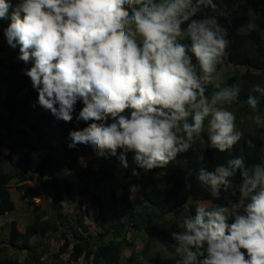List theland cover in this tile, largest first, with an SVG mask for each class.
<instances>
[{"label":"clouds","instance_id":"obj_1","mask_svg":"<svg viewBox=\"0 0 264 264\" xmlns=\"http://www.w3.org/2000/svg\"><path fill=\"white\" fill-rule=\"evenodd\" d=\"M216 7L214 0H0L7 22L0 31L27 65L21 72L36 91L31 106L86 126L69 131L68 151L84 148L123 169L132 152L136 175L166 168L202 132L219 152L244 135L226 107L241 89L214 83L230 43L217 16L203 14ZM251 90L264 94L260 83ZM259 102L247 96L264 128ZM196 179L210 198L233 182L239 195L227 205L198 203L175 222L174 264H264V163L230 156L199 167Z\"/></svg>","mask_w":264,"mask_h":264},{"label":"trees","instance_id":"obj_2","mask_svg":"<svg viewBox=\"0 0 264 264\" xmlns=\"http://www.w3.org/2000/svg\"><path fill=\"white\" fill-rule=\"evenodd\" d=\"M214 2L217 7L205 9L203 14L217 16L227 29L230 42L223 65L229 64L231 71L222 77L220 85H236L241 89L238 99L227 106L238 112L235 120L239 123L240 117L253 113L246 104L247 96L251 94L260 98L257 112L264 115V94L251 90L256 83L264 86V0ZM6 23L0 21V29ZM2 42L3 34L0 31V75L7 74L8 82L0 101V264H174L178 254L173 248L165 251L152 247L153 241L165 239L175 224L166 220L165 210L174 208L189 214L198 203H211L209 207L227 205L239 195L236 182H233L228 191L221 192L219 198H210V194L197 181L196 170L201 166L211 169L235 155L244 158L248 164L264 163L262 128H257V133L243 132L241 141L230 152L210 149L207 141L198 146L201 144L198 140L195 145L193 142L188 152L179 154L166 168L152 169L155 172L151 181L153 187L147 191L142 186L150 177V171L137 169V174H132L131 169L135 167L132 152L126 154L129 168L123 169L114 158L110 162L93 157L90 150L84 148L68 151L69 131H81L86 126L81 124L77 127L75 116L73 122L65 123L55 120L39 106L33 108L31 105L35 101L36 91L31 87L30 79L21 72V68L27 65L16 61V50H5ZM221 66H217L214 75ZM214 90L210 84L206 94L210 95ZM76 107L79 111L80 105ZM5 113L8 118L4 121L1 114ZM19 123H24L26 127ZM8 130L19 133L20 141L17 142ZM49 132L52 136L47 138ZM203 133L206 139V131ZM6 147L15 154H3ZM83 157H87L85 163ZM6 158L10 159L9 170H5L3 164ZM66 171L79 175L85 185L77 182L72 187L64 178ZM117 172L126 180L122 200L114 198L113 188L108 195L93 189L97 185L109 184ZM12 180L15 181L13 184ZM127 184L140 187L142 202L136 204L130 199ZM11 189L18 191L21 198L34 195L36 190L40 193L35 196L36 199L47 200L49 196L45 190L53 191V195L45 205L36 204L35 198L26 200L30 207L29 221L20 228L16 220L8 221L3 217L15 209ZM91 189L90 199L93 202H82V192L90 193ZM71 190L77 195L74 199L83 203L84 213L64 222L65 217L61 213L65 203L62 201L65 200V193ZM107 196L112 202L108 215L104 202ZM118 203L123 206H117ZM94 204L98 213L88 221L84 214ZM134 231L144 234L145 246L140 253L123 260L121 254L125 244H128L127 235ZM169 241L172 245L173 241Z\"/></svg>","mask_w":264,"mask_h":264},{"label":"rangeland","instance_id":"obj_3","mask_svg":"<svg viewBox=\"0 0 264 264\" xmlns=\"http://www.w3.org/2000/svg\"><path fill=\"white\" fill-rule=\"evenodd\" d=\"M2 45L4 46L5 50H10V48L4 44L2 42ZM31 63V61L29 62V64ZM222 66L220 68V71L214 75V83H221L220 80L222 79V77L229 73L231 71V67L229 64H224L223 65V62L221 63ZM8 86V82H7V74H3V75H0V101H1V98L4 96L5 94V88ZM221 86V85H220ZM229 110L233 111L234 114H235V117L237 116V113L234 109H231L230 107L226 106ZM236 108H238V106H236ZM260 114V113H259ZM255 113H251L247 116H243V117H240L239 118V123L235 120V124H236V128L238 130H241L242 132H247V133H257V126L255 125L253 119H252V116H254ZM261 116H264L263 114H260ZM2 116V119L5 121L6 118H8L6 116V113L5 114H1ZM19 125L23 126L24 128L26 127L24 123H19ZM264 130V128H262ZM8 132L17 140V142L20 141V134L17 133L16 131H9ZM54 132V130H53ZM52 132V133H53ZM50 133V132H49ZM263 134V133H262ZM54 135V134H53ZM204 133L202 132L201 134V138L199 139H195L193 142L195 145L196 141H200L201 144H198V146H202L203 144H206L205 142L207 141V138L205 139L203 137ZM50 136H52V134L50 133L48 135L47 138H49ZM262 139H263V144H264V135H261ZM11 154L12 156L15 154V152H13L12 149H10L9 147H6L3 149V154ZM85 158L87 157H83V163H85ZM10 159L9 158H6L4 159L3 161V164H4V168L5 170H9V167H10ZM155 173V172H154ZM154 173L153 171H150L149 172V178L148 180H146V182L143 184L142 187H145L148 190L151 189V187H153V185L151 184V181L153 180V176H154ZM64 175V178L67 182L71 183V186L74 187L75 184L77 182H79V184H81L82 186L85 185V182L84 180L82 181V179L80 178L79 175L77 174H73L71 171H66L65 173H63ZM15 181L12 180L11 183L13 184ZM126 180L125 178H123V176L121 175V173L119 174L118 172L116 173V176L113 178V180L109 183V184H105V185H97V188L93 187V189L99 193H105V194H109L110 190L113 188L114 189V198L116 200H122V190H123V185L125 184ZM30 184V183H28ZM129 185L128 187V190H130V199L138 204L139 202H142L143 201V197L141 195V191H139V186H132V184H127ZM83 189V188H81ZM72 190H74L72 188ZM68 191L67 193H65L64 195V198L65 200L62 201L63 203H65V208H63L62 210V213L61 215L65 217V219L63 220L64 222L67 220V219H75L76 215L77 214H83L84 211L82 210V204L81 202H78L77 200L74 199L76 193L73 191ZM11 196L15 202V209L8 213V214H5L3 215V217L6 218V220H16V222L18 223L19 227H23V225L25 223H27V221H29V213H28V210H30V207H28V204L26 203V200H31L33 198H35L36 195H39L40 193L36 190L34 192V195H30L28 197H25V198H21L20 197V193L14 189H11ZM44 192H46V194L49 196L47 200H40V199H36L35 202L36 204H40V205H45L52 197L53 195V192H51L50 194V191L48 190H45ZM43 192V193H44ZM93 192V190L91 189L90 193L89 192H82V195L81 196V201L82 202H86L87 203V200H91V203L93 202L92 199H90L91 197V193ZM79 194V193H77ZM89 194V195H88ZM77 197V195H76ZM106 200L104 202H106V212H107V215L109 214L110 210L112 209V202L111 201V198H108L105 197ZM109 200V201H107ZM208 204H211V203H208ZM117 206H123L122 203H118ZM28 208V209H27ZM169 210H164L166 211V215H165V218L166 220L170 221V222H176L182 215H185L183 212L179 211V209H174V208H168ZM96 213H98V210H97V206L94 204V205H91V209L89 210V212L87 214H84V217H86V219H90L91 217H94L96 215ZM1 217H0V224H1ZM90 221V220H88ZM91 224V223H90ZM181 229H179L175 224L174 226L169 229V231L167 232V236L165 239L163 240H155L153 241L152 243V247L155 249V250H158V249H161V250H167V249H170L171 248V242L169 241V239H171L173 241V244L175 243V241L173 240V238L170 236V232L172 231H176V232H179ZM0 231L1 228H0ZM95 232H93L94 234ZM95 236V235H93ZM145 238L144 234L141 233V232H138V231H134V232H129L128 235H127V239H128V244H125L124 248H123V251H122V259L126 260L128 258H130L131 256H133L134 254H138L140 253V251L144 248L145 246V241L143 240ZM37 239V238H35ZM56 242V240H54V243ZM81 260V259H80ZM72 262V261H71ZM74 264V263H72Z\"/></svg>","mask_w":264,"mask_h":264}]
</instances>
